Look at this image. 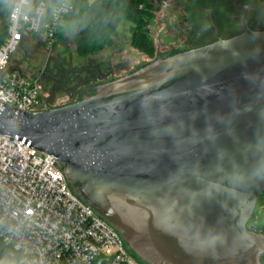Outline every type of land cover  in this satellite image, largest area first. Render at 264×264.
<instances>
[{"label": "water", "instance_id": "1", "mask_svg": "<svg viewBox=\"0 0 264 264\" xmlns=\"http://www.w3.org/2000/svg\"><path fill=\"white\" fill-rule=\"evenodd\" d=\"M0 136L51 156L140 264H264V31L160 55Z\"/></svg>", "mask_w": 264, "mask_h": 264}, {"label": "built area", "instance_id": "2", "mask_svg": "<svg viewBox=\"0 0 264 264\" xmlns=\"http://www.w3.org/2000/svg\"><path fill=\"white\" fill-rule=\"evenodd\" d=\"M77 1L58 0L47 17L44 3L12 0L8 37L0 45L1 103L26 113L46 111L41 76L13 69L12 56L32 35L53 49L64 18L73 13ZM0 245L12 256L11 262L0 258V264H140L119 235L72 193L51 156L4 136H0Z\"/></svg>", "mask_w": 264, "mask_h": 264}, {"label": "rangeland", "instance_id": "3", "mask_svg": "<svg viewBox=\"0 0 264 264\" xmlns=\"http://www.w3.org/2000/svg\"><path fill=\"white\" fill-rule=\"evenodd\" d=\"M227 2V0L154 1L150 30L155 45L153 59L133 48L132 25L123 22L118 26V34L113 38V45L100 54L80 57L75 34L67 31L62 42L53 49L46 48L41 37H26L12 56L11 65L28 75L41 76L42 101L46 110L63 107L76 101L85 87L90 88L100 81L106 82L126 76L156 59L160 52L168 51L170 48L183 49L201 45L202 41L195 38L201 18L194 16L193 12L201 8H213L216 9V14H223L228 12ZM184 17L189 18L190 23L182 24ZM196 19L198 27L193 21ZM175 29L180 32L176 33ZM59 68L60 74L63 73V79L58 78L56 82L53 77L58 75L56 70ZM248 228L264 234V193L258 201Z\"/></svg>", "mask_w": 264, "mask_h": 264}, {"label": "trees", "instance_id": "4", "mask_svg": "<svg viewBox=\"0 0 264 264\" xmlns=\"http://www.w3.org/2000/svg\"><path fill=\"white\" fill-rule=\"evenodd\" d=\"M31 1L32 4L44 3L47 8V17L58 5V0ZM154 1L162 0H78L74 4L73 13L64 18L63 25L57 33V44L54 48L62 42L65 33L68 31L75 34V43L80 57L100 54L113 45V38L118 34L119 24L127 22L132 25L133 48L153 59L155 45L148 28L152 25ZM11 2L12 0H0V45L8 37L7 20L11 10ZM31 37L38 38L37 35ZM44 46L46 47L45 43ZM12 68L19 70L13 66ZM56 71H58V75H54L53 79L57 82V80L63 79V73L60 74V68ZM102 82L105 81L99 83ZM79 99L80 94L73 103ZM0 258L4 259L5 262L12 260L9 249L1 245Z\"/></svg>", "mask_w": 264, "mask_h": 264}, {"label": "flooded vegetation", "instance_id": "5", "mask_svg": "<svg viewBox=\"0 0 264 264\" xmlns=\"http://www.w3.org/2000/svg\"><path fill=\"white\" fill-rule=\"evenodd\" d=\"M227 1L226 8L228 9V12L223 14H216V9L214 10L213 8H201L193 12L194 16L196 15L199 19L201 18L199 27L198 19L193 20L197 23L196 27L199 28L195 34V38L197 41H202L201 45L183 49L170 48L168 51L160 52L158 57L160 55H168L180 51L204 47L215 43L218 40H228L238 37L245 32L246 27L256 32L264 31V0ZM181 22H183L182 24H184V22L190 23V20L189 18L184 17ZM174 31L176 33L180 32L178 29H175Z\"/></svg>", "mask_w": 264, "mask_h": 264}]
</instances>
